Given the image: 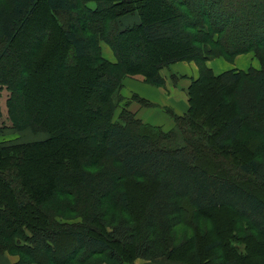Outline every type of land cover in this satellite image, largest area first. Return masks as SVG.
Listing matches in <instances>:
<instances>
[{
  "label": "trees",
  "instance_id": "16d2710c",
  "mask_svg": "<svg viewBox=\"0 0 264 264\" xmlns=\"http://www.w3.org/2000/svg\"><path fill=\"white\" fill-rule=\"evenodd\" d=\"M39 1L1 0L0 58L12 55L8 46L28 27ZM42 1L62 34L64 52L72 61L82 59L92 73L88 86L98 101L90 109L100 116L80 123L77 130L67 129L62 122L47 125L45 115L28 109L32 72L22 66L20 81L11 73L0 76V87L6 85L12 92L7 99L11 127L46 135L23 142L0 141V253L17 255L13 264H84L97 255H104L107 264L173 257L179 245L167 248V243L192 208L230 209L264 238V196L214 167L220 159L232 162L239 172L264 186V66L214 74L206 65L212 58L231 61L264 46L260 2L166 0L171 15L150 18L141 0ZM228 1L234 24L217 17L218 21L209 11L215 7L228 12L222 4L229 5ZM126 15H137L138 20L124 25ZM243 18L247 21L240 25ZM257 25H261L258 33ZM137 34L148 43L179 37L181 47L146 67L134 61L136 55L127 59L122 52L123 40ZM43 42H49L48 36ZM101 42L109 46L114 61L103 56ZM34 51L36 58L38 49ZM178 61H194L199 72L187 87L186 111L174 116L172 131L164 132L160 126L142 122L119 89L122 79L133 75L161 86V70ZM73 66L70 61L66 68ZM12 80L15 84L9 83ZM61 83L64 87V80ZM202 90L215 98L224 95L225 101L219 99L216 108L201 111L197 93ZM69 91H62L64 103L75 102V94ZM131 98L149 104L137 95ZM257 133L263 143L258 142ZM87 143L96 153L84 159L80 146ZM250 144L255 150L240 156L236 148L246 150ZM101 159L109 160L106 167L98 165ZM75 192H82L86 206L78 203ZM58 193L61 196L52 203ZM78 210L86 214L78 228L62 222L67 212ZM122 211L129 216H122ZM90 222L98 223L101 234L93 231ZM220 245L218 240L211 241L204 251ZM194 249L199 264L200 248ZM81 251L83 256H77ZM241 259L223 253L216 264H242Z\"/></svg>",
  "mask_w": 264,
  "mask_h": 264
},
{
  "label": "rangeland",
  "instance_id": "374dc122",
  "mask_svg": "<svg viewBox=\"0 0 264 264\" xmlns=\"http://www.w3.org/2000/svg\"><path fill=\"white\" fill-rule=\"evenodd\" d=\"M141 1L146 5L145 13L147 17L152 18L158 16L160 13L167 14L168 16L171 15L172 8L167 6L168 3L166 0ZM263 1L264 0H258V2H260L259 5L261 13H264ZM228 2L229 5L224 2L222 3L223 7H226L228 12H223L222 10L218 11L215 7L209 11L212 13L211 16L218 21L220 20L217 17L221 18L223 21L228 20L234 24L236 22L234 20L232 21L229 14L232 12L230 8L231 3L230 1ZM89 4L93 5L91 1ZM193 7L195 8V6ZM137 20V15H126L122 19V23L124 25H128ZM246 21L247 20L244 18L241 19L240 25H243ZM259 27H261V25L256 26L258 29H256L257 33L258 31H261ZM253 28L254 27H252V25L248 27L250 32ZM245 30L246 32L249 31L247 29H244V31ZM44 35L45 37L48 36L49 42L47 44L43 42V39L45 38ZM255 37L259 36L253 35V38ZM180 41L181 38L173 37L148 43L143 41L140 34H137L130 37L129 41L123 40L121 48L127 59L136 55L134 59V61L136 60V63L149 67L156 59L167 56L173 49L177 50L181 47L179 43ZM231 41L239 43L236 38H232ZM40 44L43 45L40 46ZM8 47H10L12 55L4 59L0 58V76L11 73L14 79L20 81V77L22 76V66H25V69L28 68V70L32 72L26 100L28 109L32 114L45 115L46 120L43 122L47 125L62 122L64 127L67 129L73 128L75 130L80 127V123L88 124L89 122L98 120L100 116L99 112L90 109L91 104L98 101L88 86L93 77L92 73L82 59L77 62L72 61L73 59H71L70 56L64 52L62 34L53 26V23L48 17L45 3L42 0L38 2L35 13L30 17L28 27L16 38L11 46ZM35 48L38 49L36 53L37 57L33 58L32 53L35 52ZM108 49L110 50L109 46L106 43L101 42V50L104 57L108 54ZM70 61L74 63V66L67 70L68 68H66V65ZM246 61L248 64L252 62L250 64H254L256 69L262 68L264 66V46L256 47V50L252 51L251 56L247 57ZM125 78L122 79L121 88L119 89L121 94ZM61 79L64 80L65 88L61 83ZM9 83L15 84V81L12 80L9 81ZM11 88L16 91L15 86ZM0 89V141L11 140L23 142L44 138L46 136L44 133H34L29 128L18 131L11 127L12 122L8 115L7 99L12 95V92L6 85H2ZM67 90H70L69 92L75 94V102L72 103V101L69 100L64 103L66 96L63 94L67 92ZM62 91H64L63 94ZM121 96L124 97L123 94ZM197 96L198 109L200 108L201 111L205 110L204 112H206L209 108H216L219 99L220 102L221 99L225 101L224 95L215 98L212 97L207 90L198 91ZM125 100L129 102V105L138 102L137 99L131 98V96ZM147 103H149L147 106H152L150 102ZM164 111L170 119V124L160 127L164 132H169L174 129V125L176 123L174 116L176 113L170 108H164ZM204 112L203 114H206ZM223 112L227 111L222 110V113ZM129 127L137 132L142 131L136 126ZM66 128L63 130L65 133H67ZM261 130H264V128H261ZM173 136L175 135L173 134ZM193 137L197 139L196 136ZM256 138L258 142L263 143L260 140L259 133L256 134ZM251 145L252 144H250L248 148L249 150H239V148H236L240 156H249L251 154L250 151L253 152L255 150V147ZM80 149L81 157L84 159L92 157L90 154L91 152L96 153V150H94V148L88 143L86 145L82 144ZM218 161L219 162H213L217 171H221L219 169H222L223 171L221 172L227 173V175L231 178L235 177L239 183L245 185L251 190H256L264 196V186L259 185L251 177L239 172L234 163L222 159ZM108 163V159H101L98 165L106 167ZM75 193L78 203L85 204L86 206L87 200L86 202L83 200L85 197L82 192ZM59 196L61 195L58 193L51 202L53 203L56 201ZM114 207L115 205L111 203V208ZM227 210L228 211H225L224 209H207L204 211H196L192 208L191 211L185 214L183 223L177 226L172 232V237L167 243V248L179 245L175 253L172 255L173 257L165 256L151 260L138 258L125 262L124 264H198L194 260V246H198L200 248L201 262L199 264H216V258L221 256L223 253H226L228 256L231 255V257L239 255L242 258V264H264V238L260 236L245 219L237 216L234 211L230 209ZM119 213L122 216H129L128 213L123 211ZM85 217L86 214L83 216L78 210V212L75 213L67 212L64 215L63 220H61L71 227L78 228L81 224H83ZM89 225L96 234H101L102 229L97 222H90ZM107 227L108 226H105V229H107ZM214 240H218L221 245L211 251H204V247ZM108 241L111 242L112 240L109 239ZM185 244L187 247H185ZM77 256H83V252H79ZM91 262L95 264H107L105 262L104 255L93 256L92 258L87 259L84 264H90Z\"/></svg>",
  "mask_w": 264,
  "mask_h": 264
},
{
  "label": "crops",
  "instance_id": "0c3cea01",
  "mask_svg": "<svg viewBox=\"0 0 264 264\" xmlns=\"http://www.w3.org/2000/svg\"><path fill=\"white\" fill-rule=\"evenodd\" d=\"M108 51L105 57L114 60L112 52L109 49ZM251 53L239 54L231 61L216 57L206 61V65L214 74L231 68L246 70L250 66L255 67L254 64H250L252 62L248 64L246 61ZM198 72L194 61H178L161 70V75L164 77L163 85H151L145 82L142 75H133L124 79L122 94L126 98L134 94L152 104V106H146L135 102L128 106L142 122L156 126L169 125L170 119L164 108H170L178 115L186 111L188 107L187 87L192 79L197 78ZM171 74L174 78H171ZM17 259V255L0 253V264H13Z\"/></svg>",
  "mask_w": 264,
  "mask_h": 264
}]
</instances>
